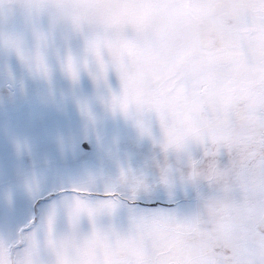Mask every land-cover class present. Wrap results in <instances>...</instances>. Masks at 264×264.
<instances>
[{
	"label": "snow or ice",
	"instance_id": "snow-or-ice-1",
	"mask_svg": "<svg viewBox=\"0 0 264 264\" xmlns=\"http://www.w3.org/2000/svg\"><path fill=\"white\" fill-rule=\"evenodd\" d=\"M0 51L44 86L43 108L58 106L52 58L73 89L82 74L108 87L114 73L119 91L99 97L105 108L134 117L142 136L151 130L139 117L158 120V183L171 187L179 174L215 189L185 216L132 207L149 185L130 166L114 178L89 173L59 187L29 230L0 234V264H264V0H0ZM4 75L15 88L11 69ZM76 103L95 124L88 102ZM190 145L203 149L200 159ZM14 146L32 151L27 141ZM22 187L35 198L44 186L32 173ZM121 208L124 227L112 222Z\"/></svg>",
	"mask_w": 264,
	"mask_h": 264
},
{
	"label": "rangeland",
	"instance_id": "rangeland-1",
	"mask_svg": "<svg viewBox=\"0 0 264 264\" xmlns=\"http://www.w3.org/2000/svg\"><path fill=\"white\" fill-rule=\"evenodd\" d=\"M16 26L20 27L19 22ZM73 48L78 50V43L74 42ZM50 62L54 69L53 88L58 106L43 108L37 98L44 86L27 75L14 55L0 51V234L29 230L30 222L39 218L40 210L59 187L84 179L89 173L114 178L121 165L130 166L146 177L149 190L141 192L131 203L138 209H173L187 216L196 212L204 198L214 194L215 189L207 182H181L179 174L171 187L158 183L159 166L166 159L159 146L158 120L154 113H143L139 118L150 128L151 136H142L134 117L112 113L105 108L99 97L107 95L108 87L119 91V80L114 73L109 74L108 87L97 89L90 77L82 74L73 89L59 71L55 58ZM5 67L16 76L15 88L7 85ZM20 81L24 84L23 93L19 88ZM77 98L88 102L96 118L95 124L82 117ZM17 139L30 144V154H17L14 146ZM189 151L195 159L203 155L199 145H190ZM219 160L225 164L227 156L222 154ZM167 162L186 171L183 159L178 161L172 153L167 155ZM32 173L44 186L35 198L29 197L22 187L23 177ZM112 222L118 227L126 226L127 209L121 208ZM65 227L63 220L58 221V232ZM81 227L88 230L86 219L81 222Z\"/></svg>",
	"mask_w": 264,
	"mask_h": 264
}]
</instances>
